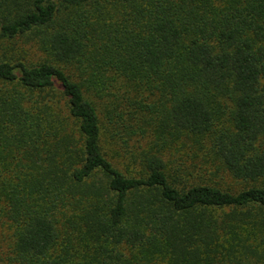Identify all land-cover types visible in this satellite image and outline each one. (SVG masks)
<instances>
[{
	"label": "trees",
	"instance_id": "obj_1",
	"mask_svg": "<svg viewBox=\"0 0 264 264\" xmlns=\"http://www.w3.org/2000/svg\"><path fill=\"white\" fill-rule=\"evenodd\" d=\"M23 37L44 56L0 52V264H264V0H0Z\"/></svg>",
	"mask_w": 264,
	"mask_h": 264
},
{
	"label": "rangeland",
	"instance_id": "obj_2",
	"mask_svg": "<svg viewBox=\"0 0 264 264\" xmlns=\"http://www.w3.org/2000/svg\"><path fill=\"white\" fill-rule=\"evenodd\" d=\"M28 41H26V37H23L21 38L20 40H4V41H0V52H3L5 53L7 56H10V55H19L21 57H24V58H29V62H36L40 59L43 58L44 56V53L41 49H39L37 47V45H35L34 43L37 42L35 40H29L27 39ZM31 45V46H30ZM12 48V49H10ZM2 53V54H3ZM14 55V56H15ZM136 137H134V139H129V144H131V147L132 148H137L139 147V144H142L141 146H144V141H137L135 139ZM115 148H119V144L117 146H115ZM121 151L122 148H120ZM115 160V164L120 167V168H124L126 162L125 159H113ZM128 162V161H127ZM132 164V162H131ZM136 164H132V166H135ZM218 177H223V179H220V183L223 184L224 186H228V187H233L235 189H240V188H243L246 184L244 182H240L236 179H232L231 176H223V175H220ZM7 249V248H5ZM8 250V249H7Z\"/></svg>",
	"mask_w": 264,
	"mask_h": 264
}]
</instances>
